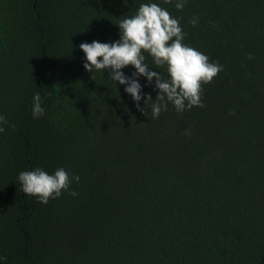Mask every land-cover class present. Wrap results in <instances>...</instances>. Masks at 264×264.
<instances>
[{
	"label": "trees",
	"instance_id": "trees-1",
	"mask_svg": "<svg viewBox=\"0 0 264 264\" xmlns=\"http://www.w3.org/2000/svg\"><path fill=\"white\" fill-rule=\"evenodd\" d=\"M140 2L0 0V114L14 125L0 133L3 264H264V0H157L223 65L203 107L157 118L79 48L119 39ZM59 166L80 177L60 197L20 189V171Z\"/></svg>",
	"mask_w": 264,
	"mask_h": 264
},
{
	"label": "clouds",
	"instance_id": "clouds-1",
	"mask_svg": "<svg viewBox=\"0 0 264 264\" xmlns=\"http://www.w3.org/2000/svg\"><path fill=\"white\" fill-rule=\"evenodd\" d=\"M185 3L186 0H175L174 6L181 10ZM197 21L198 18H193L190 23L196 25ZM116 24L120 30L119 39L110 42L92 40L79 44L85 54L83 66L87 71L105 74L107 70L110 80L124 85V91L130 94L137 108L147 115L146 109L140 106L141 100L144 101L151 109L152 118L167 111L169 104L177 112L190 110L193 106H204L201 99L202 86L210 83L223 65L210 60L207 54L184 42L186 33L180 18L171 15L157 0H146L139 3L134 14L124 16ZM145 53L152 57L155 68H166L167 76L150 68L152 64L146 62ZM129 65L134 67L131 75L123 71ZM140 77L146 78L145 84H141ZM146 85L157 90L155 99L151 94L143 92ZM43 104L41 93L35 92L31 110L33 119H39L46 114ZM5 125L14 127L0 114V133L6 130ZM79 179L78 175L70 173L63 166L57 167L51 173L42 167H35L22 170L17 176L20 189L44 204L49 199L60 197L62 191L70 189L73 180L78 182ZM71 194L78 195L74 190ZM5 260L6 257L0 256V264Z\"/></svg>",
	"mask_w": 264,
	"mask_h": 264
}]
</instances>
